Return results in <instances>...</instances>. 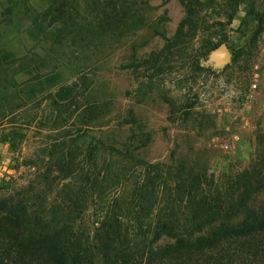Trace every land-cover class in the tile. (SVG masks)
<instances>
[{"label": "rangeland", "instance_id": "obj_1", "mask_svg": "<svg viewBox=\"0 0 264 264\" xmlns=\"http://www.w3.org/2000/svg\"><path fill=\"white\" fill-rule=\"evenodd\" d=\"M249 1L241 0L231 20L232 0L57 2L49 29L31 42L23 33L10 37L16 27L1 16V40L25 48L35 42L36 50L65 62L63 78L75 86L57 107L60 126L51 135L63 138V145L46 149V130L36 127L25 132L20 151L10 152L0 141V195L30 182L34 191L51 166L48 198L65 203L69 177H59L63 160L73 154L75 133L89 146L97 140L129 146L136 158L163 171L206 174L208 182L220 184L244 168L252 176L264 171V0H252L251 7ZM31 2L37 9L48 4ZM221 44L227 58L216 56ZM253 64L260 74L245 104ZM100 150L93 152L98 167ZM247 206V213L201 233L262 216L264 184L250 194Z\"/></svg>", "mask_w": 264, "mask_h": 264}, {"label": "trees", "instance_id": "obj_2", "mask_svg": "<svg viewBox=\"0 0 264 264\" xmlns=\"http://www.w3.org/2000/svg\"><path fill=\"white\" fill-rule=\"evenodd\" d=\"M69 1L48 0L37 9L31 0H0V17L16 27L10 37L23 33L31 42L49 29L55 4ZM232 2L228 20L241 0ZM34 43L19 47L0 35V141L10 152L20 151L31 127L46 130V149L65 143L51 135L60 126L57 107L75 82L63 78L64 61ZM71 144L73 154L63 160L59 177H69L65 203L48 198L51 166L34 191L30 182L0 195V264H264V214L201 233L247 213L264 171L252 176L244 168L218 184L206 174L163 171L136 158L129 146L98 140L89 146L78 133ZM98 149L104 154L99 167L93 154Z\"/></svg>", "mask_w": 264, "mask_h": 264}, {"label": "built area", "instance_id": "obj_3", "mask_svg": "<svg viewBox=\"0 0 264 264\" xmlns=\"http://www.w3.org/2000/svg\"><path fill=\"white\" fill-rule=\"evenodd\" d=\"M259 74L260 73H259L258 66L256 64H253L251 66L250 78L248 80L247 88L244 93V97H245L244 103L245 104H247L254 97L255 91L257 89Z\"/></svg>", "mask_w": 264, "mask_h": 264}, {"label": "water", "instance_id": "obj_4", "mask_svg": "<svg viewBox=\"0 0 264 264\" xmlns=\"http://www.w3.org/2000/svg\"><path fill=\"white\" fill-rule=\"evenodd\" d=\"M216 56L219 58L220 57L221 58H227L228 57V52H227L225 44H221L219 50L216 53Z\"/></svg>", "mask_w": 264, "mask_h": 264}]
</instances>
